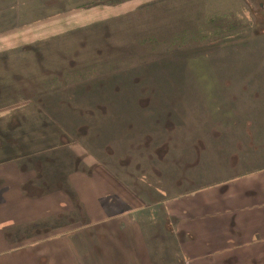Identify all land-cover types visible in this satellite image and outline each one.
<instances>
[{
	"label": "rangeland",
	"instance_id": "1",
	"mask_svg": "<svg viewBox=\"0 0 264 264\" xmlns=\"http://www.w3.org/2000/svg\"><path fill=\"white\" fill-rule=\"evenodd\" d=\"M249 119L262 123L253 138ZM263 128L264 0H0V188L22 173L31 193L77 204L71 183L92 198L114 178L143 211L114 197L108 210L157 216L171 197L162 169L228 181L264 160ZM153 237L139 231L145 247L124 240L102 264L190 263Z\"/></svg>",
	"mask_w": 264,
	"mask_h": 264
},
{
	"label": "crops",
	"instance_id": "2",
	"mask_svg": "<svg viewBox=\"0 0 264 264\" xmlns=\"http://www.w3.org/2000/svg\"><path fill=\"white\" fill-rule=\"evenodd\" d=\"M237 120L239 122L240 118ZM247 124L249 137H255L262 123L249 119ZM238 134L248 136L244 131ZM183 159L186 168L195 164ZM252 162L258 163L250 169L252 171L241 173V168L234 164L237 175L228 181H212L213 185H197L198 180L190 174L187 177L191 179H184L177 172L178 167L162 169V178H159L169 182L168 189L161 191L169 192L171 197L165 202V213L157 216L147 213L145 218L133 216L129 211L113 213L103 205L106 200L113 203L114 197L133 211L137 208L139 213L143 211V199L129 194L130 189L113 177L105 181L107 193L98 196L99 189H93L96 195L92 198H81L79 188L71 183L70 189L84 209V222L81 215L76 216L78 205L67 197L65 190L34 194L31 188V193L24 188L30 179L23 181L21 173L8 188H0L3 227L0 229V264H102L103 251L109 253L110 259L113 250H123L122 241L139 243L131 238L145 228L154 232L152 240L158 242L156 245L150 240L155 244H152L154 250L166 251L169 245L175 247L179 256L190 259L189 264H264V160L253 158ZM208 172L216 176L218 170L212 167ZM183 181L190 186L184 187ZM225 182L230 183L221 185ZM173 187L179 196L173 195ZM205 187L216 189L188 193ZM148 191L143 187L144 193ZM180 192H183L181 196ZM52 220L54 223L50 224ZM7 227L20 228V231L17 235L7 233ZM139 245L145 247L146 242Z\"/></svg>",
	"mask_w": 264,
	"mask_h": 264
},
{
	"label": "trees",
	"instance_id": "3",
	"mask_svg": "<svg viewBox=\"0 0 264 264\" xmlns=\"http://www.w3.org/2000/svg\"><path fill=\"white\" fill-rule=\"evenodd\" d=\"M204 36H205V34H201L199 31L195 32V34H194V38L195 39H198V38H201V37H204Z\"/></svg>",
	"mask_w": 264,
	"mask_h": 264
},
{
	"label": "flooded vegetation",
	"instance_id": "4",
	"mask_svg": "<svg viewBox=\"0 0 264 264\" xmlns=\"http://www.w3.org/2000/svg\"><path fill=\"white\" fill-rule=\"evenodd\" d=\"M77 205H78V207H80V204H79V202H78V200H77ZM80 215V214H79ZM84 215V214H83Z\"/></svg>",
	"mask_w": 264,
	"mask_h": 264
}]
</instances>
